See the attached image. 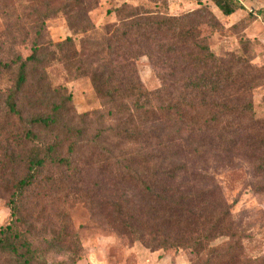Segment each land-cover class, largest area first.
Segmentation results:
<instances>
[{"label": "trees", "instance_id": "trees-1", "mask_svg": "<svg viewBox=\"0 0 264 264\" xmlns=\"http://www.w3.org/2000/svg\"><path fill=\"white\" fill-rule=\"evenodd\" d=\"M9 4H7V3ZM16 3H26L22 19ZM224 17L238 0H212ZM9 22L0 33V198L11 221L0 230V264H49L48 256L82 246L68 211L85 200L111 227L151 249L207 253L204 264H264L244 257V230L220 184L206 172L211 158L246 159L264 195V118L253 91L264 67L243 54L216 56L201 25L216 17L200 9L174 16L166 5L124 4L115 21L97 28L96 0H0ZM62 15L72 37L55 43L46 22ZM16 20V21H15ZM80 36L77 43L75 38ZM29 44L24 56L19 47ZM147 58L160 87L145 89L137 63ZM86 78L102 109L79 114L66 85ZM125 201H124L121 199ZM227 240L222 251L213 248Z\"/></svg>", "mask_w": 264, "mask_h": 264}, {"label": "rangeland", "instance_id": "rangeland-1", "mask_svg": "<svg viewBox=\"0 0 264 264\" xmlns=\"http://www.w3.org/2000/svg\"><path fill=\"white\" fill-rule=\"evenodd\" d=\"M98 6L90 14L92 23L102 28L115 21L114 15L107 12L124 4L156 9L166 5L171 15L178 16L205 9L211 12L219 22L218 29L209 27L207 23L201 25L204 35L209 36V47L216 56L246 54L256 67H264V0H238L243 9L237 10L230 17H224L214 6L212 0H96ZM7 3V2H5ZM9 4V3H7ZM13 17L16 20L24 16L22 10L26 3H16ZM0 5V33L9 22L2 15ZM15 20V21H16ZM48 38L61 42L72 37L64 16H53L46 22ZM80 36L75 40L78 43ZM28 56L29 44L19 47ZM140 78L148 91H155L160 87L156 72L147 58L137 63ZM49 80L54 86L66 85L73 97L74 106L79 114L91 113L102 109V105L95 97L88 79L67 81L59 65L48 70ZM10 77L0 72V88L8 86ZM252 101L255 114L264 118V84L253 91ZM220 184L225 200L228 204L237 202L233 218L241 223L244 230V257L256 259L264 257V195L249 193V185L256 182L252 168L246 159L233 157L230 161L211 158L205 167ZM122 199V197H121ZM123 200V199H122ZM124 201V200H123ZM125 203V201H124ZM68 211L72 220V227L77 232L81 246V260L77 264H204L208 254L191 249H151L140 241L128 238L125 234L115 231L107 220L109 212L97 216L85 200L73 198L69 201ZM11 221L10 210L4 199L0 198V230ZM227 240L216 241L212 246L222 251L227 247ZM74 255L61 253L49 255V264H69Z\"/></svg>", "mask_w": 264, "mask_h": 264}]
</instances>
